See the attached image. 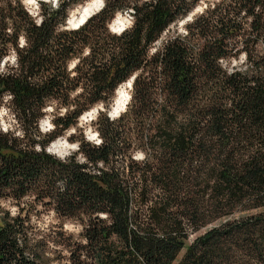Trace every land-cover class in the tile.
I'll list each match as a JSON object with an SVG mask.
<instances>
[{
	"label": "trees",
	"instance_id": "trees-1",
	"mask_svg": "<svg viewBox=\"0 0 264 264\" xmlns=\"http://www.w3.org/2000/svg\"><path fill=\"white\" fill-rule=\"evenodd\" d=\"M85 1L35 16L0 0V104L19 124L0 129V264H264V0L214 2L155 50L201 0H103L69 28ZM119 12L133 20L115 32ZM130 80L127 109L95 122L100 143L48 151ZM52 103L65 111L43 132Z\"/></svg>",
	"mask_w": 264,
	"mask_h": 264
},
{
	"label": "rangeland",
	"instance_id": "rangeland-1",
	"mask_svg": "<svg viewBox=\"0 0 264 264\" xmlns=\"http://www.w3.org/2000/svg\"><path fill=\"white\" fill-rule=\"evenodd\" d=\"M40 1H47V2L55 3L57 0H24V3L26 5V7L29 9V11L33 15L36 16V15H38L39 2ZM90 1H92V0H87L84 3L78 4L77 6H75L74 9H72V11H71L69 21L70 22H76L78 20V18H77L78 13H79L78 11H80V9L83 5H85L86 3L90 2ZM217 1H219V0H201V2L198 4V6L194 9L193 12H191L185 19L180 20L176 24L172 25L171 28L163 34L161 39L155 44L153 50L161 47L164 44V42L169 37L174 35L176 32L184 33L185 32V24L188 21H191L194 18V16L201 14L207 8L208 5H210L214 2H217ZM100 6L102 7L101 2L98 3L97 10H100ZM72 17H75V18H72ZM132 20H133V17H132L130 12H119L116 15V17L113 19V21L111 22L110 27L112 30H115L116 32H121L125 28H128L132 24ZM8 61H10V62L14 61V56L11 55V56L6 57L3 61V65H5L6 62H8ZM129 85L130 84L124 83L119 87L120 88L119 90H121V92L126 97L127 102H128L124 111L127 109V107L129 106V103L132 100L133 86L129 87ZM116 98H117V93H116V97L114 99V102L112 103V105L109 109L106 107L105 104L100 103V104H97L96 106H94L93 108L90 109V110L94 111L93 115H91L89 117H84L83 116L85 114L84 113L80 118L77 119L76 124L74 126H72L69 130L65 131L61 136H59L56 140H54L48 146V150H50V152H52V150H53L52 146H55V141H61L64 143V145L58 149L57 153H55V152H52V153H54V154H56L62 158H65V157L71 155L72 153L78 151L79 140H81L82 138H85V139H87L93 143H100L101 137L99 136V133H98L96 126H95V122L97 121L100 113L102 111H107L108 114L112 118H117L120 116L121 113L124 112L123 111V112H120L118 114L116 113L115 115H112V109L114 107ZM64 111H65V109L60 108V106L55 104V103H52L51 105H49L45 109V116L40 121L41 131L49 132V131L53 130V128H54V125H53L54 115L57 114L58 112H64ZM0 129L5 130V131L15 130V131L19 132V124L15 118L14 112L11 111V109H10V96H6L3 100H1V104H0ZM135 157L139 160H142L143 159V152H141V151L136 152ZM3 205L9 209L15 210V207L10 205L9 203L4 202ZM40 222L42 223V225L44 227H47V226L51 227V225H58L60 223V220L53 214V212H46L45 214H43ZM65 229H67L69 232L78 233L81 229V226L76 221H66ZM204 232H205V229L201 230L200 232H198L196 234H192L190 239L187 241V245L191 244L193 242V240L198 235H201ZM185 251H186V249L183 250L179 259L182 258ZM64 264H68V263L65 261Z\"/></svg>",
	"mask_w": 264,
	"mask_h": 264
},
{
	"label": "bare ground",
	"instance_id": "bare-ground-1",
	"mask_svg": "<svg viewBox=\"0 0 264 264\" xmlns=\"http://www.w3.org/2000/svg\"><path fill=\"white\" fill-rule=\"evenodd\" d=\"M101 2V5H103V0H92L88 3H86L85 5H83L80 9V11H78V20L76 22H70L71 24H77L78 22L80 23L81 21L85 20L86 18H88V16H91L93 15V13H95L98 8V3ZM100 9H101V6H100ZM72 18H75V17H72ZM129 87L132 86V81L130 80V82H128ZM120 89V88H119ZM117 91V98H116V101H115V104H114V107L112 109V115H115L116 113H120V112H123L124 109L126 108L128 102H127V99L126 97L123 95V93L121 92V90ZM94 114V111L93 110H90V111H87L83 116L84 117H89L91 115ZM64 145L63 142L61 141H55V146H52L53 150L52 152H55L57 153L58 152V149L60 147H62Z\"/></svg>",
	"mask_w": 264,
	"mask_h": 264
},
{
	"label": "water",
	"instance_id": "water-1",
	"mask_svg": "<svg viewBox=\"0 0 264 264\" xmlns=\"http://www.w3.org/2000/svg\"><path fill=\"white\" fill-rule=\"evenodd\" d=\"M103 6H104V2H103V5H102V7H101V9L103 8ZM99 11V10H98ZM97 11V12H98ZM96 13V12H95ZM95 13H93V14H95ZM92 16V15H91ZM91 16H88V18L89 17H91ZM88 18H86L85 20H83V21H81L80 23L78 22L77 24H71L70 23V21L68 20V27L69 28H78V27H80L81 25H83L87 20H88ZM113 31H115V30H113ZM116 32V31H115ZM133 79V78H132ZM48 151H50V150H48Z\"/></svg>",
	"mask_w": 264,
	"mask_h": 264
}]
</instances>
